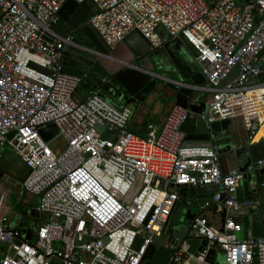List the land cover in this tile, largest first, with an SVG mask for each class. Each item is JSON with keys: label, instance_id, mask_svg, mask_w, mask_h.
Wrapping results in <instances>:
<instances>
[{"label": "built area", "instance_id": "built-area-1", "mask_svg": "<svg viewBox=\"0 0 264 264\" xmlns=\"http://www.w3.org/2000/svg\"><path fill=\"white\" fill-rule=\"evenodd\" d=\"M67 1L0 0V160L7 148L28 168L23 189L37 197L39 217L45 215L27 238L19 225L9 226L0 206V264H264V232L239 238L243 224L228 214L257 204L238 198L237 190L264 158L222 174L210 130L233 117L250 136L261 126L257 98L248 91L264 89V79L246 82L264 70V0H70L92 5L80 27L94 29L108 50L131 31L150 49L180 35L193 45L205 82H170L207 94L202 118L211 146L185 145L181 125L189 111L182 104L172 106L158 134L141 137L128 128L130 106L115 104L99 86L78 92L81 76L63 69L66 47L115 62L110 77L135 67L76 41L77 25L57 33ZM51 123L58 132L45 141L39 130ZM57 138L63 144L52 146ZM204 186L218 189L189 197L190 188ZM182 201L195 208L189 229L167 237ZM214 203L224 208L218 226L203 213ZM153 237L165 241L152 250ZM161 248L168 254L157 253ZM211 248L222 254L213 263L206 259Z\"/></svg>", "mask_w": 264, "mask_h": 264}, {"label": "water", "instance_id": "water-1", "mask_svg": "<svg viewBox=\"0 0 264 264\" xmlns=\"http://www.w3.org/2000/svg\"><path fill=\"white\" fill-rule=\"evenodd\" d=\"M248 3H253L255 0H246ZM70 4L75 5L73 1H67L64 7H68ZM61 9V11H62ZM60 11V15H61ZM62 21H59L54 26V30L60 35H65L67 30L63 26L65 16L61 15ZM84 19H80L78 22H83ZM77 22V23H78ZM77 23H70L71 25H77ZM160 28V27H159ZM86 37L89 44L94 46L98 51L109 54L110 56L120 59L122 61H129L133 63L135 68L120 69L114 74V80L102 82L104 77H110V73L114 71L118 65L111 61L109 66L103 64H97V57L87 54L83 51L66 47L63 57V69L69 73L81 76V82L79 84L78 92L82 93L84 88L99 86L100 91L115 104L120 105V101H123L122 105L130 106L132 102H139L143 99L144 87L149 82L150 78L154 76L152 69L154 65L162 60L168 66V60L171 65L181 74L182 81L202 85L205 82V77L202 74L201 67L195 61V57L198 52L193 45L186 40L182 35L175 37L165 42L161 48L150 49L149 43L141 37L136 31H131L124 36V38L115 46L114 49L108 50L99 34L89 27L83 25L80 29V34ZM80 34H77L76 41L84 42L80 38ZM86 43V42H85ZM69 58L73 59V62L69 61ZM88 62L85 67H82L81 63ZM238 72V67L235 68L234 73ZM233 73L229 74L227 78L222 81V84L227 83L232 79ZM88 77V78H86ZM264 79V70L261 74V78H249L247 84L257 83V81ZM151 84L148 88L151 87ZM189 83V82H187ZM118 84L122 85L126 89V94L123 95L119 89ZM180 90L177 94L176 103L182 104L189 111L186 121L181 125V129L187 134L185 145H204L211 146L212 142L209 139V129L206 127L205 121L202 118V112L206 108V102L200 99L197 95L194 96V90L184 88L179 85H175ZM180 88V89H179ZM196 91V90H195ZM197 92V91H196ZM181 99V100H180ZM131 107V106H130ZM230 124V119L216 121L210 124V130L217 134L222 130H227ZM97 130L101 131L102 127L97 126ZM58 132L57 126L54 123L47 125L39 130L41 137L48 141L54 134ZM116 131L105 132L102 134V138L110 139L115 135ZM245 153V154H244ZM244 154V156H242ZM264 158V148L262 145L255 144L242 149L222 148L219 154V163L222 174H227L229 171L235 168L243 169L248 163H255L257 160ZM247 161H244V160ZM205 191L217 190L218 186H204ZM188 188L181 186L180 194L186 196ZM134 190H131L130 196L133 195ZM246 195L251 200L257 202L256 205L249 207H241L237 210L230 209L228 214L231 216H242L243 229L245 231L244 238L246 237H261L264 232V167L255 169L251 174H247L242 181V186L237 190V197L242 198ZM34 205H37V198L34 200ZM194 214V213H193ZM192 213L186 212V218L188 221L192 219ZM36 216H39L36 213ZM20 223H18L19 225ZM32 227H22L23 234L27 238L32 236ZM185 234V233H184ZM183 234V235H184ZM165 241V237H153V245L151 249H155V245H162ZM221 250H215L211 248L207 254L206 259L213 263L216 253ZM157 253L168 254V250L161 248ZM147 264H165L158 262H148Z\"/></svg>", "mask_w": 264, "mask_h": 264}, {"label": "rangeland", "instance_id": "rangeland-1", "mask_svg": "<svg viewBox=\"0 0 264 264\" xmlns=\"http://www.w3.org/2000/svg\"><path fill=\"white\" fill-rule=\"evenodd\" d=\"M241 3V1H239ZM84 44V43H83ZM111 55V53H110ZM264 58V55H263ZM96 63L109 66L112 64L108 59L102 57H97ZM159 65H154L153 71V83L150 88L147 89L143 94V99L139 102H132L130 104L132 108V116L138 119L140 115L145 117L142 121V135L156 133L158 134L161 130L160 111L153 112L155 108H162L170 102H175L177 94L175 95V88H178L174 84H171L170 80L182 81L181 74L168 68V66L162 60L158 63ZM88 78V77H86ZM89 79V78H88ZM180 89V88H179ZM196 92V91H195ZM197 94H203L202 91L197 92ZM255 98L259 97L258 92L252 91L251 93ZM260 95V94H259ZM262 97V95H260ZM75 97L79 99L81 95L79 93L75 94ZM204 99V98H203ZM258 100V99H257ZM123 104V101H120ZM148 127V128H147ZM60 138H57L58 140ZM0 166V206H2L6 214L9 217V226L15 227L19 226L22 228L32 227L37 228L41 219H45V215L41 218L36 216L34 209V200L37 198L24 191L23 182V168L24 164L19 160V158L9 149H5L4 158L1 161ZM190 207V208H189ZM191 211L195 210L193 206H187L185 203H180L172 217V220L167 226V237L171 236L174 238L181 237L189 229L188 219L186 218L187 209ZM242 233H239V237ZM171 238H169L170 240ZM219 258H222V254H218Z\"/></svg>", "mask_w": 264, "mask_h": 264}, {"label": "crops", "instance_id": "crops-1", "mask_svg": "<svg viewBox=\"0 0 264 264\" xmlns=\"http://www.w3.org/2000/svg\"><path fill=\"white\" fill-rule=\"evenodd\" d=\"M91 11H92V5L90 3H83V4H77L76 3L75 5L70 4L68 7H64L61 11V15H64L65 20H66L63 22V26L67 30L68 25L70 23H77L80 19L85 20V18L87 17V15ZM61 21H62V17H61ZM83 23L84 22H78L77 24L82 25ZM263 55H264V51L262 52V56ZM69 61L73 62V59L69 58ZM168 68H171L172 70H176L173 67V65L172 66L168 65ZM187 82H190V81H187ZM252 91H255V90H251L248 92L251 93ZM193 93H194V96L197 95L200 99H203L204 95H205V94H201V95L197 94V92H195V91ZM259 94L260 93L258 92L257 95L259 97H257V99H258L257 102L259 105V117L261 120V126H260L259 130L256 132V134L254 136H250L245 131V129L243 128L241 120L239 117L231 118L230 124H229L227 130H222V131L218 132L216 134V138L214 139V143L218 146L219 152L221 151L222 148H226V149L227 148H229V149L233 148V149L237 150V149H242V148L254 146L255 144L262 145L264 148V98L261 97ZM175 95H176V93H175ZM175 103H176V101L175 102L173 101V102H170L169 104H166L164 106V109L162 108V110H160L161 107L155 108L153 110V112H156V111L159 112L160 111L161 116H160L159 123L161 124L162 127H163V124H164L172 106ZM144 119H145V117H142L141 115L138 119H135V117L132 116L129 120L128 128L132 132H134L136 135L141 136V137H146L148 134L142 135V133H141L142 129H143V127H142L143 122L142 121ZM51 144H52V146H56L58 144H63V142L61 139H58V140H55V142H51ZM244 154H242V156H244ZM3 158H4V154H3L2 159L0 160V166H1V163H2L1 161L3 160ZM244 161H247V160L245 159ZM23 169H24L23 170V174H24L23 178H24L28 172V168L24 165ZM208 194H210V192L205 191L201 187L189 189V197H192V198L202 199V198L207 197ZM243 196H246V195H243ZM181 203H185V201H182ZM185 204L187 205V203H185ZM187 206H192V205H187ZM189 208L187 209V212L189 211L190 213L193 214L195 212V210L191 211ZM203 213L209 219V221L212 224L218 226L222 222V218L224 216V208H223L222 204L214 203L210 208L205 210ZM234 217L237 221L242 222V216L241 215H237ZM239 233H242L240 237L238 235ZM244 233H245V231H244V229H242L241 231H239L237 233V236L239 238H244Z\"/></svg>", "mask_w": 264, "mask_h": 264}, {"label": "flooded vegetation", "instance_id": "flooded-vegetation-1", "mask_svg": "<svg viewBox=\"0 0 264 264\" xmlns=\"http://www.w3.org/2000/svg\"><path fill=\"white\" fill-rule=\"evenodd\" d=\"M80 38H82L84 42L88 43V41L86 40V37H85L84 35H82V33L80 34ZM167 62H169L168 65L170 66V65H171V62H170L169 60H168ZM86 64H88V62H87V63H86V62L81 63L82 67H85ZM152 74H153V71H152ZM110 80H111V82H113V80H114V75L111 76ZM114 81H115V80H114ZM151 81H153V76L150 78L149 82H148L147 85L144 87V89H143L144 92L147 91V87L150 86ZM117 87H119V89L122 91L123 95L126 94V89H125L122 85L118 84ZM174 92H175L176 94H178V92H180V90L175 89Z\"/></svg>", "mask_w": 264, "mask_h": 264}, {"label": "bare ground", "instance_id": "bare-ground-1", "mask_svg": "<svg viewBox=\"0 0 264 264\" xmlns=\"http://www.w3.org/2000/svg\"><path fill=\"white\" fill-rule=\"evenodd\" d=\"M255 91L259 92L260 95H262V97L264 98V89H256ZM249 94V92H248Z\"/></svg>", "mask_w": 264, "mask_h": 264}, {"label": "trees", "instance_id": "trees-1", "mask_svg": "<svg viewBox=\"0 0 264 264\" xmlns=\"http://www.w3.org/2000/svg\"><path fill=\"white\" fill-rule=\"evenodd\" d=\"M76 27H77V28H76V30H77V31H76V33H77V34H80V29H81V28H80V25H79V24H77V26H76ZM76 36H77V35H76Z\"/></svg>", "mask_w": 264, "mask_h": 264}]
</instances>
